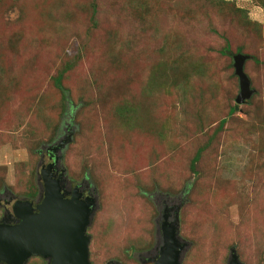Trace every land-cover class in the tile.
Returning <instances> with one entry per match:
<instances>
[{
  "label": "rangeland",
  "instance_id": "1",
  "mask_svg": "<svg viewBox=\"0 0 264 264\" xmlns=\"http://www.w3.org/2000/svg\"><path fill=\"white\" fill-rule=\"evenodd\" d=\"M91 1L0 0V190L35 199L39 150L72 132L67 181L88 180L98 200L90 264H139L158 244L160 207L179 198L182 264H227L231 248L264 264L263 5L194 0L172 13L169 0H136L138 15L97 0L90 28ZM238 48L255 93L229 116ZM66 66L63 109L53 79Z\"/></svg>",
  "mask_w": 264,
  "mask_h": 264
},
{
  "label": "water",
  "instance_id": "2",
  "mask_svg": "<svg viewBox=\"0 0 264 264\" xmlns=\"http://www.w3.org/2000/svg\"><path fill=\"white\" fill-rule=\"evenodd\" d=\"M250 56L235 54L232 57L234 74L239 81V93L235 99V111L252 98L255 90L244 72L245 62ZM69 133L47 148L53 164L42 168L39 173V200L33 206L30 201L13 197L6 202L7 211L16 221L9 224L0 222V264H27L36 257L46 264H90L89 244L91 236L87 233L98 208L96 191L83 197L76 187L71 192L64 190L67 181L62 166V150L71 142ZM56 168L59 175L52 172ZM88 181H83L86 184ZM185 199L179 198L177 204L164 206L163 224L158 228L161 246L154 258L141 261V264H182L190 244L179 234V212ZM171 218V219H170ZM170 219V221H169ZM107 264H118L110 261ZM227 264H244L239 260L235 248L230 249Z\"/></svg>",
  "mask_w": 264,
  "mask_h": 264
},
{
  "label": "trees",
  "instance_id": "3",
  "mask_svg": "<svg viewBox=\"0 0 264 264\" xmlns=\"http://www.w3.org/2000/svg\"><path fill=\"white\" fill-rule=\"evenodd\" d=\"M136 0H128V5H129V8H131L133 11H135L138 15H139V13L135 10V8H134V2H135ZM156 1H159V0H156ZM223 1V0H222ZM169 2L170 3H172V5L174 4V7H178L179 6V8H169L170 10H172V13H176L179 9H180V6H184L183 5V3H185L186 5H187V3H189V5L190 6H188V8H190L192 5H193V3H194V0H177V2H176V0H169ZM224 2V1H223ZM223 2H221V3H223ZM257 2H259V4H261V5H263V8H264V0H257ZM223 4H225V2L223 3ZM226 5V4H225ZM232 7L233 8H235V3L234 2H232ZM98 2H97V0H92L90 3H89V5H88V8L87 9H89L90 10V14H89V21H90V28L92 27V28H96L97 27V23H96V16H97V13H98ZM142 6H143V4H142ZM142 6L140 7V10L139 11H141V9H142ZM148 11H149V9L148 8H146V7H144L143 8V12L146 14V13H148ZM238 20L240 21V19L238 18ZM243 22H246V24L247 25H251L252 23L250 22V20H248L247 18H245L244 20H243ZM230 47V44L228 43V41L226 40V46H225V48H224V50H223V53H224V55H226L227 53H229V48ZM242 52V49H240V48H238V49H236V53L235 54H239V53H241ZM234 54V55H235ZM241 54H243V53H241ZM249 56V55H248ZM69 68H70V66H66V67H64L63 68V70L61 71V72H59L58 73V75L57 76H55L54 77V79H53V82H54V86H55V88L59 91V93H60V95H61V100H62V104H61V106H63V109L68 105V103H69V98H68V90L64 87V85H63V83H62V77L64 76V74H65V72L67 71V70H69ZM185 79H186V77H185ZM134 108H131V106L130 107H123V108H118L117 109V113H118V115H119V117L120 118H123V116H124V113L126 112V111H132ZM235 113V108L234 107H232V108H230V110H229V116H231V115H233ZM129 120L132 122L133 121V118L132 117H130L129 118ZM226 123V120L225 119H223L221 122H220V124H219V128L218 129H223V127H224V124ZM199 157H200V152H198L197 154H195V156L193 157V159L191 160V163H190V167H191V169H192V171H194L195 172V164H196V162L198 161V159H199ZM37 192H38V190L37 191H35L34 193H33V196H36V194H37ZM39 260H41L40 258H38ZM42 261V260H41Z\"/></svg>",
  "mask_w": 264,
  "mask_h": 264
},
{
  "label": "flooded vegetation",
  "instance_id": "4",
  "mask_svg": "<svg viewBox=\"0 0 264 264\" xmlns=\"http://www.w3.org/2000/svg\"><path fill=\"white\" fill-rule=\"evenodd\" d=\"M55 142L53 144H55ZM53 144H51L49 146H42L41 150H39V152H38V154H39L38 168H39L40 172H41L42 168H46L48 165L53 164V162H54V160L50 157V153L47 152L48 151L47 148L52 146ZM52 172L55 173L56 175H59V172L55 167L52 168ZM83 181H86V180H82L79 183H72L70 181H64V183H63L64 190L71 192L74 188L82 186L83 188L80 189V192L82 193L83 197L87 196V194L89 192H91L93 194L92 186H90L89 181L87 180L88 182L86 184H83ZM39 183H41V182L39 181V176H38V184H37L38 192L35 196V199L22 198V199H25L27 201H30L33 204V206H35L39 200V197H38L39 189H40ZM12 197H13V195L6 188H2L0 190V222H1V220L5 219L6 222L9 224L16 223V221L13 219V217H11V215H9V213L7 212L10 209V205H7L6 202H8ZM173 205H174V203H173ZM164 206H167V204L163 203L162 206L160 207V210H159L160 215H162V213L164 212V209H163ZM161 217L157 221V229L160 228L164 222V219ZM170 219H169V221H170ZM157 232H158V230H157ZM157 245H158V249H159L161 244L159 243ZM156 246L152 249V251L149 250V251H146L144 253H140L138 255L139 264H141V261H143V260H148L149 258L156 257V255L158 254V250L156 249Z\"/></svg>",
  "mask_w": 264,
  "mask_h": 264
}]
</instances>
